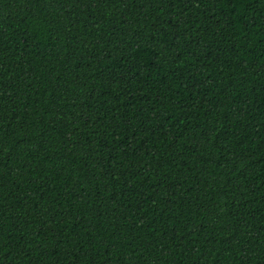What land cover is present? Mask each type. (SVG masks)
Returning a JSON list of instances; mask_svg holds the SVG:
<instances>
[{"label": "trees", "instance_id": "obj_1", "mask_svg": "<svg viewBox=\"0 0 264 264\" xmlns=\"http://www.w3.org/2000/svg\"><path fill=\"white\" fill-rule=\"evenodd\" d=\"M0 264H264V0H0Z\"/></svg>", "mask_w": 264, "mask_h": 264}]
</instances>
